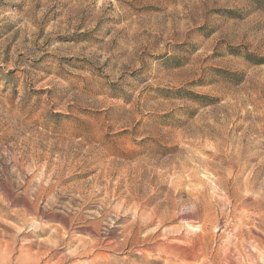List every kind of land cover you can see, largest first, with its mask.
Masks as SVG:
<instances>
[{
    "label": "rangeland",
    "instance_id": "1",
    "mask_svg": "<svg viewBox=\"0 0 264 264\" xmlns=\"http://www.w3.org/2000/svg\"><path fill=\"white\" fill-rule=\"evenodd\" d=\"M0 264H264V0H0Z\"/></svg>",
    "mask_w": 264,
    "mask_h": 264
},
{
    "label": "bare ground",
    "instance_id": "2",
    "mask_svg": "<svg viewBox=\"0 0 264 264\" xmlns=\"http://www.w3.org/2000/svg\"><path fill=\"white\" fill-rule=\"evenodd\" d=\"M201 203V202H200ZM174 213V212H173ZM180 214V213H179ZM187 216V215H186ZM156 217V216H155ZM180 220H181V217H180ZM243 220V219H242ZM185 221V220H184ZM227 224V223H226ZM246 228V227H245ZM246 236V235H245ZM242 240V239H241ZM203 241V240H202ZM261 248V247H260ZM231 250V249H230ZM263 252V251H262ZM215 263V262H214Z\"/></svg>",
    "mask_w": 264,
    "mask_h": 264
}]
</instances>
